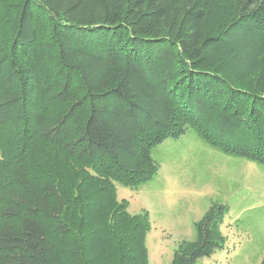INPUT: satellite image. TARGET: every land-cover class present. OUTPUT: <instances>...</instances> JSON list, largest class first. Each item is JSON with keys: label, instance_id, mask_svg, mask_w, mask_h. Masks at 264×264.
<instances>
[{"label": "trees", "instance_id": "1", "mask_svg": "<svg viewBox=\"0 0 264 264\" xmlns=\"http://www.w3.org/2000/svg\"><path fill=\"white\" fill-rule=\"evenodd\" d=\"M189 130L264 164V0H0V264H151L149 214L116 183L152 179L153 147ZM228 211L170 264L222 248Z\"/></svg>", "mask_w": 264, "mask_h": 264}, {"label": "rangeland", "instance_id": "2", "mask_svg": "<svg viewBox=\"0 0 264 264\" xmlns=\"http://www.w3.org/2000/svg\"><path fill=\"white\" fill-rule=\"evenodd\" d=\"M217 11L213 8L212 14ZM243 50L248 48L229 45L217 53L234 59L230 70L237 71L243 70L251 55L244 58ZM152 156L159 164L152 179L133 187L116 183L118 198L128 202L130 212L149 214L146 244L151 264H170L179 243L195 238V221L214 202L229 204L220 227L226 242L203 257L201 264H260L264 255V164L225 153L195 130L166 138L153 147Z\"/></svg>", "mask_w": 264, "mask_h": 264}]
</instances>
